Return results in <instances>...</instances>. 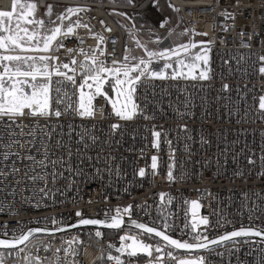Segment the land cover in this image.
I'll list each match as a JSON object with an SVG mask.
<instances>
[{
	"label": "built area",
	"instance_id": "1",
	"mask_svg": "<svg viewBox=\"0 0 264 264\" xmlns=\"http://www.w3.org/2000/svg\"><path fill=\"white\" fill-rule=\"evenodd\" d=\"M2 1L0 11H10L13 0L9 7ZM33 1L38 10L49 3L87 9L77 17L91 32L76 28L74 35L62 38L63 47L51 53L58 57L52 62L57 65L77 61V86L66 80L63 85L72 95L73 108L82 82L80 62L85 59L79 50L89 54L95 50L104 64L122 62L129 48L126 33H142L115 11L141 12L153 27L148 33L166 29L144 12L156 0H132V5ZM168 2L177 18L170 32L181 27L188 37L198 34L208 40L210 79H143L135 93L140 111L131 120H121L102 96L93 101L92 117L65 111L68 101L58 104L55 91L59 87L56 81L63 78L53 76L51 108L60 110L61 116L0 122V235L16 236L31 226H52V219L116 214V209L130 205V214L122 216L157 228L166 223L169 235L184 240L193 235L191 206L185 203L192 200L201 204L195 219H208L207 225L198 224L208 239L239 228L264 230V110L260 108L264 97V73L260 72L264 67V0ZM224 12L230 15L226 18ZM97 35L104 37L102 43ZM164 63L157 59L150 67L169 76L170 68L165 70ZM113 124L119 127L113 130ZM153 132L161 134L158 147H153L157 142ZM153 156L157 157L155 169ZM170 167L172 181L168 179ZM140 169L145 170L143 177ZM161 193L166 194L163 199ZM97 231L102 233L100 237L95 235ZM121 236L130 234L122 230L107 236L102 230L80 229L38 236L23 252L17 250L11 258L4 255L3 264H25L29 253L43 264H115L109 255L120 256L124 264L152 261L143 254L129 258L117 252ZM69 246L72 252L66 254L64 249ZM198 255L205 258V264H264V241H232ZM168 261L173 264L176 260Z\"/></svg>",
	"mask_w": 264,
	"mask_h": 264
},
{
	"label": "snow or ice",
	"instance_id": "2",
	"mask_svg": "<svg viewBox=\"0 0 264 264\" xmlns=\"http://www.w3.org/2000/svg\"><path fill=\"white\" fill-rule=\"evenodd\" d=\"M129 3L132 0H128ZM155 6H158L156 4ZM37 5L33 0H13L12 9L10 11H0V122L5 118L12 124L16 123L18 118L24 117H50L55 115L61 116L60 110L53 111L51 108L53 91L52 83L53 76L62 77V80L56 81L59 85L55 89L57 92L58 104H64L68 101L65 111H75L81 117H92L95 113L93 101L98 96H103L112 107L113 113L121 120H131L140 111L139 106L135 102V93L137 87L143 79H210L209 72V51L207 46L201 47L199 52L192 53L189 50L197 48L196 43H189L180 45L178 49L168 52H153L136 41L138 47H144L147 59L137 58L128 53L125 54L123 61H113L111 66H107L103 61H100L95 55V50L86 52L84 49L79 50V54L85 57L84 61L80 62L81 80L78 85L79 97L76 101V107L73 108V99L67 91L64 90V80L68 81L74 87L76 82V68L75 59L69 63H61L59 65L52 63L58 57L51 55L52 52L63 47L62 38L75 34V29L79 27L89 28V25L77 20L72 21L71 16L78 14L80 11L87 9L67 8L64 12L56 16V20H51L52 5H48L45 15L49 17L48 21L43 18H37ZM223 15L227 18L230 14L224 12ZM65 21L67 24L65 25ZM167 21L161 22L160 26L164 27ZM51 24L53 26L49 27ZM91 32V29L89 28ZM206 35V33L204 34ZM99 42H103L104 37L96 36ZM72 52V49L68 50ZM183 52V56L181 55ZM16 53V54H13ZM19 53H43L41 55H22ZM103 54V53H101ZM191 62H187L188 58ZM175 58L176 68H173L171 60ZM164 59L163 68H173L170 76L166 75L164 71H154L151 69V64L154 60ZM264 60V57H261ZM71 65V66H70ZM67 69L68 71H64ZM187 69V72L184 70ZM197 70H199L198 75ZM71 72L72 75H69ZM260 72L264 73V67L260 68ZM114 81V83H113ZM111 84L112 91L115 93V98H112L105 91V84ZM227 89V85L224 86ZM85 88L88 90L85 92ZM260 108L264 110V97L260 98ZM113 130H116L119 125H111ZM31 131H35L32 129ZM31 131L29 134H31ZM46 135H51L46 133ZM161 134L153 132V136L157 138V142L153 143V147H158V138ZM37 163L42 164L43 161ZM157 167V157H152V168ZM55 175V174H54ZM139 175L143 177L145 170L140 169ZM35 179V177H33ZM168 179H174L172 168H169ZM43 191V190H41ZM161 199L166 195L161 193ZM190 204L193 216V223L191 225L193 235L190 240H178L172 238L166 231L158 230L155 227L147 226L144 223L131 221V224L141 230V235L144 233L155 237H159L164 243L150 245L143 242L138 237L121 236V247L116 248V251L122 255H127L129 258L136 257L140 254H146L153 258L150 264H164V257L176 260L177 264H205V258L199 256L196 258H181L177 259L175 250H186L191 252L193 250H210V245H217L223 241L230 240L234 237L256 235H264L259 230L241 229L240 231H233L230 234L221 236L219 240H209L203 233L198 230V224L207 225V217H202L199 221L195 219L197 209L201 204L197 200L185 201ZM146 207V206H145ZM131 206L123 209H116L115 215L109 217L106 214L104 220L81 218L79 224L81 225H103L108 228L118 229L123 223L122 213L130 214ZM76 215L81 216L80 212ZM53 223H56L53 220ZM168 224L165 223L164 228L167 229ZM187 227V225H186ZM63 230V229H58ZM47 229H30L26 233L19 236H13L9 239H0V249H13L21 244H25L37 232H45ZM7 235V233H5ZM100 237L102 233L97 231L95 233ZM131 240V243L126 241ZM75 241V238H74ZM109 247H113L109 245ZM172 249V251H165ZM47 250V247H46ZM23 252V248H19ZM59 251V249L57 250ZM65 253L72 252L71 246L64 249ZM154 253L159 254L155 255ZM109 260H114L115 264H124L120 256H108ZM25 264H43L39 257H33L31 253L24 257ZM4 262V253L0 251V264Z\"/></svg>",
	"mask_w": 264,
	"mask_h": 264
},
{
	"label": "rangeland",
	"instance_id": "3",
	"mask_svg": "<svg viewBox=\"0 0 264 264\" xmlns=\"http://www.w3.org/2000/svg\"><path fill=\"white\" fill-rule=\"evenodd\" d=\"M62 1H64V0H62ZM88 1H94V0H88ZM104 2H107V3L110 2L113 4H125V5H132L133 4V1L131 3H129L128 0H105ZM165 2L168 3V0H166ZM160 3H161L160 0H156L152 5L156 8H158L159 10L163 11L164 16H165L166 21H167V23L164 26L166 28L165 31L157 34L156 33L157 29H155L154 33L151 35H146V34L140 33V34H138L139 36L132 34L130 32H127L125 44L128 45L130 48V52H131L130 55L135 56L138 59L139 58L147 59L144 47H138L136 44V41H139L141 45L146 46V48L148 50L153 51V52H168V51L178 49L180 45H186L189 43H196L197 44V48L189 50L192 53L199 52L201 47H204V46L208 47L207 40L202 35L195 34L191 37H188L185 34L181 33V31H180L181 27L176 28V31L170 32L169 29L171 27H174L177 24V18H176L175 11L171 7V5H169L167 8L166 3H161L162 9L159 8ZM156 4H158V6H155ZM48 5L53 6V9H52L53 14L51 16V20H56V16L58 14L64 12V10L67 8H74V9L77 8V6H75V5H62V4H51V3H49ZM46 9L47 8L41 9V10L36 9V13H35L36 17L37 18H43L45 21H48L49 17L45 15ZM115 12L118 13L119 15H121L123 18H125V20L129 24V26L133 27L137 31L142 32L141 30L146 27V24H145L146 18L139 11H125V12L115 11ZM71 19L73 22L77 21L78 20L77 14L72 15ZM118 22L124 29H128V25L123 23L121 20H119ZM64 23L66 25L67 21H65ZM48 26L51 27L53 25L49 24ZM143 31H145V30H143ZM13 54H16V53H13ZM19 54H22V55H39V54H43V53H19ZM181 55L183 56V52H181ZM187 62H189V63L191 62L190 57L188 58ZM171 63L173 64V68L177 67L176 63H175V58H173L171 60ZM105 65L111 66L112 64H109V65L105 64ZM173 68H170L169 76L172 74ZM184 71L187 72V69H185ZM197 72H199V70H197ZM113 83H114V81H113ZM104 87H105V91L108 93V95L112 98H115V93L112 91L111 84L106 83ZM87 91L88 90L85 88V92H87ZM110 106H111V104H110ZM111 109H112V107H111ZM126 242L131 243V240H128ZM143 255H145L147 258H150L146 254H143ZM155 255H159V254H155ZM175 256L179 257L181 255L177 254ZM186 256H187V258L199 257V255L197 253H188V254H186ZM165 258H166V256L164 257V264H168L165 261ZM145 264H150V261L146 262ZM175 264H177V262Z\"/></svg>",
	"mask_w": 264,
	"mask_h": 264
},
{
	"label": "water",
	"instance_id": "4",
	"mask_svg": "<svg viewBox=\"0 0 264 264\" xmlns=\"http://www.w3.org/2000/svg\"><path fill=\"white\" fill-rule=\"evenodd\" d=\"M113 215H115V214H113ZM108 216L111 217L112 215H108ZM105 217H106V215L86 216V217H79V218H76V219H73V220H69V221H66V222H64L62 224L55 225V226L54 225H52V226H31V227L26 228L23 232H21L20 234H18L16 236H19L22 233H26L30 229H47V231H45V232H37V233H35L33 235V237H31V238L38 237V236L50 237V236H55V235L69 233V232L76 231V230H80V229H87V228L98 229V230H102V231H120V230H124V229H129V230H133V231H136L138 233H141V230L135 228L131 224V221H135V220H133L131 218H128V217H124V216H123L124 223L118 229L108 228V227L103 226V225H81V224H79V221H80L81 218H86V219L90 218V219L104 220ZM136 222H138V221H136ZM58 229H63V230H58ZM241 229H245V230H248V229L259 230L262 233H264V230H261V229H258V228H252V227H249V228H239V229H235V230H232V231H229V232L220 234L218 236H215L213 238H210L209 240H214V239L215 240H219V238L221 236H224L226 234H230L233 231H240ZM158 230H160V229H158ZM142 235L151 237V238L159 241L161 244L164 243L159 237H155L154 234L152 236H149V234H147V233H144ZM12 237L13 236H11V237L0 236V239H9L10 240ZM172 238L178 239V238H175V237H172ZM243 239H255V240L264 241V235H261V236L248 235V236L234 237V238H232L230 240L223 241L220 244L210 245L209 246V249L210 248H213V247H216V246H219V245H222V244H225V243H228V242L237 241V240H243ZM178 240H181V239H178ZM23 245L24 244H21L17 248H13V249H18V248H20ZM3 250H12V249H0V251H3ZM200 251H203V249H201V250H193L191 252H188L186 250H175V252H179V253H198Z\"/></svg>",
	"mask_w": 264,
	"mask_h": 264
},
{
	"label": "bare ground",
	"instance_id": "5",
	"mask_svg": "<svg viewBox=\"0 0 264 264\" xmlns=\"http://www.w3.org/2000/svg\"><path fill=\"white\" fill-rule=\"evenodd\" d=\"M42 3L44 2V0H40ZM60 2H64V3H71L70 1H60ZM141 5H142V3H141V1L139 2ZM2 5H4V6H6V7H9L10 6V4H11V0H3L2 1V3H1ZM142 8H143V5H142ZM145 12V14H148L149 15V17L152 19V20H154L155 21V23L156 24H158L159 22H160V17H159V15L152 9V8H149V7H147V9L144 11ZM207 40V39H206ZM207 44H208V48H209V46H210V44H209V42H208V40H207ZM126 52L128 53V54H130V49L129 48H126ZM240 157H242V155H240ZM104 215H106V214H104ZM107 215H113L112 213H107ZM131 219H133V220H135V221H138V222H140V223H143L142 221H140V220H138V219H134V218H131ZM53 220H55L56 222H66L65 220H57V219H52V220H50L52 223H53ZM145 225H147V224H145ZM147 226H151V225H147ZM151 227H154V226H151ZM155 228H157V227H155ZM87 229H91L92 231H94V229H92V228H87ZM158 229H160V230H162V231H166V229L164 228V227H161V228H158ZM129 234H130V236H132V237H138L139 239H141L143 242H145V243H148V244H150V245H154V244H152V243H150L149 241H147L146 239H144V237H142L140 234H138V233H132V232H128ZM166 233H167V231H166ZM168 234V233H167ZM169 235V234H168ZM0 236H3V235H0ZM171 236V235H170ZM4 237H11V236H4ZM173 237V236H172ZM188 238V237H187ZM187 238H185L184 240H187ZM32 239V238H31ZM31 239L29 240V241H27L23 246H21L20 248H23L25 245H27L30 241H31ZM17 250H19V248L18 249H12V250H3V252H4V255H7V258H11L12 256H14L15 255V251H17ZM204 251V250H203ZM200 252H202V251H200ZM199 253V252H198ZM197 253V254H198ZM186 254H188V253H179L178 252V255H181V256H179V257H177V259H181V258H187V256H186ZM175 255H177V254H175ZM168 259L169 258H167L166 257V262L168 263V264H171L169 261H168ZM15 262H19L18 260H14ZM177 261H174L173 262V264H175Z\"/></svg>",
	"mask_w": 264,
	"mask_h": 264
},
{
	"label": "crops",
	"instance_id": "6",
	"mask_svg": "<svg viewBox=\"0 0 264 264\" xmlns=\"http://www.w3.org/2000/svg\"><path fill=\"white\" fill-rule=\"evenodd\" d=\"M64 1H72V0H64ZM73 1H88V0H73ZM105 0H94V1H88V2H104ZM166 0H160V2L161 3H166V6H167V8H168V6L170 5L169 4V2L167 3V2H165ZM110 3V2H109ZM161 3L159 4V8H161L162 9V7H161ZM62 5H67V4H62ZM164 5V4H163ZM152 9L159 15V17L161 16V17H163V19H164V21H166V18H165V16H164V13H163V11H161V10H159L158 8H156V7H154L153 5H152ZM146 18V17H145ZM78 20H79V18H78ZM160 23H161V20H160V22H159V24H158V26L160 25ZM145 24H146V27L144 28V29H142L141 31H142V34H146V35H151V34H153V33H148L147 31L148 30H150V29H152L153 27H152V25H151V23L148 21V19H146V21H145ZM133 28V27H132ZM163 28H165V27H163ZM134 29V28H133ZM138 29V28H137ZM157 29V28H156ZM143 30H145V31H143ZM155 30V29H154ZM157 34L158 33H160V32H156ZM146 42V41H145ZM147 43V42H146ZM128 46V45H127ZM129 47V46H128ZM130 49V48H129ZM39 55H41V54H39Z\"/></svg>",
	"mask_w": 264,
	"mask_h": 264
},
{
	"label": "trees",
	"instance_id": "7",
	"mask_svg": "<svg viewBox=\"0 0 264 264\" xmlns=\"http://www.w3.org/2000/svg\"><path fill=\"white\" fill-rule=\"evenodd\" d=\"M64 223V222H63ZM59 224H62V222H56V223H52V225H59ZM125 231H128V232H132V233H138L136 231H133V230H129V229H124ZM122 231V230H120ZM120 231H104V233L107 235V236H113L115 235L117 232H120ZM140 234V233H138ZM141 235V234H140ZM142 237H144V239H146L147 241H149L150 243L156 245V244H161L159 241L151 238V237H148V236H145V235H141ZM191 237L187 238V240H190ZM162 245V244H161ZM165 251H172V249H166ZM3 252V251H2ZM4 253V252H3ZM174 254H178V252H174Z\"/></svg>",
	"mask_w": 264,
	"mask_h": 264
}]
</instances>
